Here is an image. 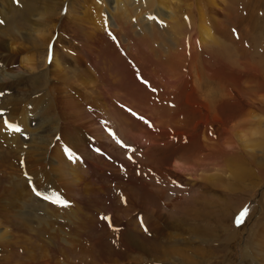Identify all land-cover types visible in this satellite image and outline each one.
<instances>
[{"label":"rangeland","instance_id":"1","mask_svg":"<svg viewBox=\"0 0 264 264\" xmlns=\"http://www.w3.org/2000/svg\"><path fill=\"white\" fill-rule=\"evenodd\" d=\"M180 1L183 2L182 5L170 2V7L176 11L183 27H179L177 22L172 23L168 15L174 12L163 9L161 0H156L154 5L149 0H130L128 6L130 14L127 15V19L124 7L128 4H124L121 0H114L106 9L101 5V0H95L100 9L90 8L89 11L93 22L100 28L106 39L104 44L108 57L106 64L104 61L100 62L97 68L103 78L110 79L112 74L118 82L112 88V93H117L115 97L101 98V87L84 91L78 86L75 87L76 84L67 77V74L51 68L54 52L56 51L57 55L59 50L84 60L75 40L76 36L72 35L73 33L67 28L71 21H66V15L62 16L63 24L65 22L67 24L64 26L65 30L59 29V23H55L56 17H54L52 24L58 26L53 30L54 35L50 34L52 26L42 32L47 38L50 35L51 37L49 45L41 48L32 45L28 39L35 27V19L28 11L35 9V13L42 14L47 0H29L28 3L25 0H19V2L12 0L14 6L11 3L8 5L7 0H4L5 4L0 0V7L1 5L13 6L3 15L0 12V21H2L0 46L4 44L12 46L11 48L15 46L17 49L15 47L14 49L17 51L12 50V55L15 52L13 57L17 61L14 60L16 64H9V67H14L16 71L25 70L23 76L20 75L19 78L16 76L15 79L12 78L13 81L0 84V192L8 195V189L5 191L4 186H7L10 181L9 184L14 181L21 182L28 192L25 206L22 210H18L19 216L16 217L18 220L13 225L16 244L4 249L0 247V259L10 264H190L188 258L196 260L199 257L198 251L203 250L205 261L194 262V264H226L229 256V264H246L250 260L248 257L251 256L257 259H251L255 261L251 264H264L256 251L257 241L264 236V171H259L256 165L264 164V104L258 102L260 95L264 94V71L262 74L259 73L260 65L257 61L251 64L243 58L237 66H230L211 56L210 47L203 49L200 32L194 29V15L188 13L185 7L187 0ZM256 2H259V5H256ZM109 8H112L114 17ZM151 8L155 9L153 14L149 12ZM191 10L194 11L196 8L193 6ZM61 11L66 13L63 9ZM237 14L240 15L238 19L234 18L230 21L227 16L225 18V15H220L222 22H220V30L223 25H227L228 36L236 41L243 39V47L247 52L250 51L251 54L256 52V56L264 53V41L261 39H264V32L260 34L259 31L255 35L258 48L249 40L251 33L246 32L252 26L255 17L264 22V0H240ZM210 16L211 14L207 12L205 19H208L207 27L212 30ZM241 17L246 19L239 25L237 20ZM120 19L123 20L125 27L128 22L132 32L127 27L120 31L115 26H118ZM147 22L153 24H147ZM148 25L153 27L149 28ZM18 30L21 34L16 33ZM168 32L178 44H183L188 35L192 34L202 46V49L188 60L186 67L174 69L176 71L173 76L167 71L173 50V43L170 41ZM59 36L61 39H58ZM141 38H148L153 51L154 61L150 62V65L151 69L157 72L154 75L156 85L150 82L149 74L144 72L135 59L139 49L143 48L137 42ZM50 52L52 57H49ZM33 56L36 62L35 70L26 64L28 58ZM113 56L117 59V63ZM4 59V54H0V71L5 68L4 66H8V62ZM143 62L146 63L147 60ZM192 62L197 65L204 77L193 69L191 71ZM100 64L107 66V70L100 71ZM47 66L56 70L51 77L47 78V80L52 78L50 84H44L46 76L44 69ZM119 66L124 69L123 72L119 70ZM151 69L148 70L150 73ZM118 74L122 76L121 80ZM129 76L134 80V84L129 80L131 79ZM123 77L124 80H122ZM174 79H176V85L172 82ZM204 81L206 87H203ZM259 83H263V86L256 87ZM135 84L140 85L142 89L139 92L140 100L136 101L140 108L134 109L125 100L130 94L129 91H135ZM247 85H254L251 89L252 100L240 93L243 91L241 88H249ZM49 87H58L64 92L67 91L66 93L72 95L79 102L78 104L86 108L92 119L90 120H94V125L85 123L87 120H84V116L80 114L76 115L78 123L74 122L75 119L73 120L79 138L89 154L83 155L81 152L83 146L76 145V148H73L65 143L60 135L53 139L54 143L49 147V152H45L43 149L46 145L45 140L52 139L50 122L47 121L45 128L38 126L35 128V125L31 123H28L29 128L21 125L20 121L23 117L30 116L31 121L38 119L37 116L39 117L42 109V106L38 104L39 98L49 99ZM95 89L96 91H93ZM256 93L259 95L258 98ZM53 94L54 97L61 98L57 92L53 91ZM12 97L19 101V105L11 102ZM56 102L61 111V113L58 112L59 119L62 111L65 114L63 116L70 119L71 113L69 114L67 107L61 104L68 101L64 98L63 101L60 100L61 103ZM106 102L115 109L105 111L104 103ZM62 106L67 112L61 110ZM44 109L55 110L53 99L45 104ZM212 110L220 111L217 113L220 115L218 119H214L218 116L212 114ZM149 111H161V114L167 112L168 117L173 120L168 123L165 116L153 115V117ZM249 112L254 113L252 117L263 120L260 135H250L249 130L254 128V123H245ZM13 122L23 127V133L17 131L14 135L12 134L13 140L10 141L5 138L7 135L2 133L16 132L8 126ZM60 123L67 128L70 127V123L66 121L61 120ZM255 127L260 129V126L255 125ZM235 131H241L255 141L256 147L249 151L250 156L239 155L237 144L230 138V134ZM151 135L156 136L154 141ZM62 143L67 146H63ZM39 146L42 148L38 149ZM56 148L59 149V161L64 159L67 164L71 163L70 165L80 174L82 183L76 191L81 197L77 196V200L66 190L68 188L64 182H60L61 180L59 181L52 171L54 164H51V154ZM65 148H68V151ZM40 149H43L45 153L41 159L34 156L35 151ZM232 150H235L237 157L241 155L244 157L241 166L248 163L246 165L255 172L253 183H258V186L251 190L246 189L247 193L241 191L244 184L235 179L222 178L223 181L219 186H213L208 181L189 177L174 166L176 161L193 166L195 164L193 153L206 156L205 161L198 162L206 164L208 161L206 169H211L210 164L214 158L219 163L229 160L234 162L232 165H237ZM191 151L193 153L189 155ZM30 159L33 162H29ZM246 186L250 185L246 184ZM35 188L42 195L37 196ZM11 189L13 191V188ZM14 190L15 194L16 189ZM45 197L54 200L59 197L67 203L66 205L53 203ZM151 208L164 214L169 222L165 224L163 219L151 213ZM245 208L248 209V214L242 223L237 224L236 220ZM226 216L228 219H225ZM86 221L90 223L91 228L85 226ZM1 227L0 230L3 231L4 227ZM191 228H198L202 233L206 229L204 232L206 236H198L197 231L194 235L191 233L185 235V232ZM30 229L35 232L34 236H31ZM98 240L102 246L99 245L100 249L97 246ZM137 241L145 244L148 249L146 255L134 246V242ZM68 243L77 244L74 253L69 251ZM164 246L170 249L169 255L162 251ZM15 252L19 257L10 261L9 258ZM45 252L49 255L42 254ZM114 252L118 253L116 259L112 256ZM162 259L167 261L162 262Z\"/></svg>","mask_w":264,"mask_h":264},{"label":"bare ground","instance_id":"2","mask_svg":"<svg viewBox=\"0 0 264 264\" xmlns=\"http://www.w3.org/2000/svg\"><path fill=\"white\" fill-rule=\"evenodd\" d=\"M20 1H22V0H20ZM25 1H27V3L29 2V0H25ZM121 1L124 4H128V5H126L124 7V12L126 13L125 14V18L127 19V15L130 14V13H128L129 12L128 6H129V3H130V0H121ZM149 1L153 5L156 2V0H149ZM1 2L3 4H5L4 3V0H1ZM1 2H0V4H1ZM113 2H114V0H101V5L104 6L107 9L109 7L108 4L111 5V3H113ZM170 2H174L176 5H180V4L182 5L183 2H181L180 0H161V6H162L163 9H165V10H167L169 12H174L172 15L171 14L168 15V17L170 19H172V23L173 22H177V23H179V27H183V23L180 22L178 15L175 13L176 11L173 9V7H170ZM7 3H8V5L10 3L13 4L12 0H7ZM239 4H240V0H187L186 3H185V7L187 8V12L188 13H191V14L194 15V17H193L194 29L196 28L200 32V35H201V38H202V46H203V49H205L207 46L210 47L209 48V51L211 53V56H213L217 61H224L227 65H230V66H237V64L239 63L240 59H243V58H246V60L249 63H251V64H252V62L257 61L258 62V65H260V67H262V69H260V67H259V73L262 74V72L264 71V53L259 54L258 56H256L255 55L256 52H254L253 54H251L250 51L247 52L246 49H244V47H243V41L244 40L241 39V36H240V39H241L240 41H236L232 37L228 36V33L229 32H228V26L227 25H223L222 28H221V30H220V22H221L220 15H222V16L225 15V18L227 16L229 21L230 20H233L234 18L238 19V17L240 16V15L237 14ZM252 4H250L251 7H252ZM256 5H259V2H256ZM13 6H14V4H13ZM13 6L10 5V7H6L5 5H3V6L1 5V7H0L1 14L2 15L5 14ZM193 6L196 8V10H194V11L191 10V8ZM90 8L100 9V7L96 5L95 0H47L46 6L44 8V12L42 14L35 13L36 12L35 9H32L31 11H28V12H30L32 14V17L35 19V27L32 29V31H31L32 33L28 36V39H29V41L32 42V45L34 44L35 46H39L41 48H43V47L46 48V46L49 45L48 43L50 41L51 35L52 36L54 35L53 30H55V28L57 26V25H53L54 23L52 24L53 18L56 17L55 18V23H59L58 24L59 25V29L63 30L66 22H65V24H63L62 16L63 15H66V18H67L66 21H68V22L71 21L69 25L66 24L67 25V28L70 29V31L73 33V34L71 33L72 35H75L76 36L75 40H76V42L79 45L80 52H81V55L84 57V60L82 61V60L78 59L77 57L71 56L67 52H62L61 50H59L57 55H56V51L54 52V59H53V64H52L51 68L53 67V69H56V70H58V71H60V72H62L64 74H67V77H69V79H71L74 82V84H76V86L74 85L75 87L78 86V88L80 87L84 91L101 87L102 88V91L100 92V97L101 98H103V96H107V97L112 96V97H115L117 95V93H115V94L112 93V88H114L113 86H115L118 83V82H116L117 81V78L115 80L113 78V75L112 74H111L110 79L103 78V75L100 74V72H99V70L97 68L98 67V64L100 62H103L104 61V64H106V62H107L106 60H108L107 59L108 57H107V54L105 53V44H104V42H105L104 39L105 38L103 37L102 31L100 30V28L97 27L96 24L93 22L92 15H91V13L89 11ZM209 8L212 9V10H210ZM62 9L65 10V12H66L65 14L62 13V11H61ZM109 9H110V13L114 17L113 13L111 12L112 11V8H109ZM25 10H27V9H25ZM149 12L151 14H153V12H155V9H152L151 8L149 10ZM207 12H208V14H211L210 17H212V20H211L212 26H213L212 30H211V28H208L207 25H206V24H208V19H205V16H206ZM245 19H242V17H241V19L239 18V20H237V23L240 25V23L243 22V21H245ZM257 19H259V18L255 17L254 22L252 23V26H250V28L248 27L249 29L246 30V32L249 31V33H251L250 36H249V40H251L254 43V45L258 48L259 45H257V40H256L257 39V36H255V35H257V32H259V31H260V34H262L264 32V22H263V20H260L259 21ZM147 24H153V23L152 22H150V23L147 22ZM115 26L120 31H123L127 27V29L130 32H132V30L129 28L128 22L126 23V27H125L123 25V20L122 19L119 20L118 26L117 25H115ZM148 26H149V28H152L153 27V26H150V25H148ZM49 27H51L50 28V34L51 35L47 38V36L44 33H42V32H44L45 29H47ZM61 30H59V31H61ZM16 33H20L21 34V31L18 30V31H16ZM6 36H8V35H6ZM170 37H171V40L170 41H172V43H173V50L172 51L170 50L171 53H172L171 54L172 56L169 58L170 59L169 60L170 63H168V65H167L168 66V70L167 71H168V74H171L173 76V73L176 71L174 69L175 68H178V67H182V66L183 67L184 66L186 67V65H188V60H190L194 55H196V53L199 50L202 49V46L200 45V43L195 39V37L192 34H189L188 35L187 39L184 41L183 44H178V43L174 42V40L172 39V34H170ZM58 39H61V36H59ZM261 39H262V41H264L263 38H261ZM154 41H155V39H154ZM137 42L143 48H140L139 49V52H137V54L135 56V59L137 60L138 64L141 65V67L144 70V72H146L147 74H149V80H150V82H152V83H154L156 85V79L154 78V75L157 74V72L151 69V65L150 64L153 63L154 56H153V51H152V49L150 47V44L148 42V38H146V39H144V38L138 39ZM185 46H186V49H185ZM11 47L10 46H7L6 44H4L3 46H0V54H4V56H5L4 61H7L8 62V66H4L5 68L0 71V84H4L5 82H9V81L12 80V78H14L16 76L17 77L20 76V75L23 76L24 75V72H25V70L16 71V69H13L14 67H12V68L9 67V64L10 65L16 64V62L14 63V60L17 61V59L13 57L15 55L14 54L15 52L12 55V52L13 51H17V50L14 49L15 46L13 48H11ZM55 47H54V49H55ZM205 51L207 52L208 51V48ZM154 52H155V49H154ZM166 52L168 53V51H166ZM17 53L19 54V51ZM19 55H17V56L19 57ZM165 55H167V54L165 53ZM208 55H210V54H208ZM145 59L147 60V62L146 63H144V62L142 63V61H144ZM114 60L117 63V59L115 57H114ZM166 60H168V59H166ZM26 64L28 66H30L32 70H35L36 67H34V65L36 64V62H35L34 56L32 58H30V59L28 58V61H27ZM169 64H171V65H169ZM191 66H192L191 67V71L193 69V70L197 71V73L200 74V76L204 77V75L201 74V70L197 67V65L194 62H192ZM49 67L47 66L44 69V72L46 74L45 79H44V84H46V83H49L50 84V81H51L50 79H52V78H50L49 80H47V78L48 77H51V75L56 71V70H53V69H51ZM104 69L107 70V66L100 64V71L103 72ZM149 69H151V73L148 71ZM119 70L122 71V72L124 71V69L121 68L120 66H119ZM120 74L122 75V73H120ZM120 74H118V76H120V80H121V77L123 75L121 76ZM174 75H175V73H174ZM190 76H191V74H190ZM122 80H124V77H123ZM129 80H131V82L134 84V80L132 78L129 79ZM100 81H102V83H100ZM168 81H170V80H168ZM172 82H174L175 85H176V79H174V81H172ZM202 83H203V87H206L207 86V85H205V81L202 82ZM248 84H252V83L251 82H248ZM208 85H211V83H208ZM247 86L249 88L248 89L241 88L243 91H241L240 93H242V95L244 94L248 99L252 100V98H251L252 97L251 96L252 90L251 89H253L254 85H251V86L247 85ZM259 86H263V83L257 84L256 87H259ZM141 89H142V87L140 85L135 84V91L134 92L133 91H129L130 94H128L127 100L124 99L125 102L128 103V104H130V106L132 108H134V109L135 108H140V106L138 105V103H136V101H139L140 100V93L139 92H140ZM53 91L57 92V94H60L61 98L54 97ZM93 91H96V89L93 90ZM48 92H49L48 93L49 94V99L48 100H47V98H46V100H42V99L39 98V103L38 104L42 106V109L40 108L41 110H40L39 117L37 116L38 119L37 120H34V121H31V119H29L30 116L23 117L22 120L20 121L21 125L23 127H25V128H29V124L28 123H31V124H34L35 125V128H36V126H38L40 128H45L47 126V121L50 122L49 127L52 130V139H51V141L45 140L46 145L43 146V149H44L45 152H49V147L54 143L53 142V139L57 135L58 136L60 135V138L63 139V141H65V143L73 146V148H76V145L77 146H83L82 149H81L82 150L81 152H82L83 155L85 153L89 154L88 151H87V148L83 144V141L80 140L79 135H78V133L76 131V127H75L76 124L75 123H78L79 122V121L77 122V120H76L77 119L76 115H79L80 114L81 116H84L83 119L84 120H87L86 122L84 121L85 123H93V125H94V122H93L94 120L91 121L92 119L90 118V114L87 113L88 111L86 110V108H83L80 104H78L79 102L76 99H74L72 97V95L71 96L68 95V93H66L67 91L64 92V90L59 89L58 87H49V91ZM120 92H122V91H120ZM137 93H139V95ZM98 94L99 93H97V95ZM142 95H143V93H142ZM256 96L258 98L259 95H257V93H256ZM64 98L68 101V103H64V102L61 103L60 102V100L63 101ZM29 99H30V97H29ZM51 99H53V101H54L55 110L54 111L45 110L44 109L45 104L47 102H49ZM58 99H60V100H58ZM207 99H209V98H207ZM56 101H58L61 104L65 105L67 107V109L69 110L68 111L69 114L71 113V115H69L70 116V119L67 116L66 117L63 116V115H65V114H63V111H62V116L60 114V119L62 121H66V122L70 123V127L69 128H67L66 125L60 123L61 120L59 119L58 112L61 113V111H59L60 107L58 108V106H57L58 104H57ZM102 101H103V99H102ZM11 102L12 103H15V104L18 103L17 105H19V101H16V98H14V97H12V101ZM258 102L264 104V94H261L260 95V98H259ZM21 103H23V102H21ZM26 103H27V101H26ZM106 103H104L105 104V109H104L105 111L110 110L111 108L112 109H115L113 106H110V104H108V103H107L108 104L107 105ZM31 105H33V104H31ZM61 110H65V107L62 106L61 107ZM22 112H24V111H22ZM22 112H20V114ZM149 112L151 113V116H153V115L154 116H157V117H158V115H160L159 117L165 116L164 118H165L166 122H168V123H170L171 120H173V119H170L168 117L167 112L165 114H161V111H156V112L149 111ZM218 112H220V111H213L212 110V114H216L218 116L217 118H214V119H218L219 118L220 115L217 114ZM124 114H125V112H124ZM253 115H254V113L249 112V114L247 115L248 119L245 121V123H247V122H253L254 123V128H251L249 131H250V135L257 136V135H260L261 134V127L263 126L262 125L263 124V120L258 119V118H255V117H252ZM12 116L14 117V115H12ZM34 117H35V115H34ZM74 119H75V121H74L75 123L73 124V120ZM80 121H83V120L80 119ZM84 122H82V123L84 124ZM130 122H131V120H130ZM255 125H257L258 127L260 126V129L257 128V127H255ZM250 126H252V125H250ZM15 133H17V131L16 132H9V131H7V132H3L2 134L7 135V137H5V138L7 140H10L11 141V140H13L12 137H13V135ZM37 135H40V134H37ZM249 137L247 135L243 134V132H241V131H235V132H233V133L230 134L231 140H234L235 143L237 144L238 151H239V155L242 154L243 156L245 155L246 157L247 156H250L249 155V151L255 149L256 143H255V141L253 139H251V137L250 138ZM151 138L154 141L156 139V136L151 135ZM78 140H79V142H78ZM147 142H149V141H147ZM143 144H145V143H143ZM147 145H148V143H147ZM39 148H42V146H39L38 149ZM43 149L42 150L40 149L41 151L40 150L39 151L38 150L35 151L36 152L35 153L36 155L33 154V152H34V150H33V151H31L32 152L31 155L32 156L34 155L37 158L40 157L39 159H41V158H43L45 156V153H44ZM75 150H77V149H75ZM79 150H80V148H79ZM190 153H193V151L189 152V155H190ZM232 153H233V156L235 158V162L237 163V165H232L234 162L232 161L233 162L232 163L229 160H227L228 162L226 161V162H220L219 163L218 161H216V158H214L213 159L214 161L210 164V165H212L211 166V169L208 168L209 169L208 170V169H206V167H208L207 164H209L208 161L206 162V164L205 163H198V162L205 161L204 159H205L206 156H202V155H200L198 153H193V159H194V162H195V164L193 166H187L186 163H183L181 161H176L174 166H175L176 169H180V172H184L189 177H192L194 179L208 181L213 186H219L220 182L223 181L222 178L235 179L237 182L244 184L243 189H241L240 187H239V189H241L242 192L247 193V190H251V189L256 188L258 186V183H253V179L255 177V172H254V170H252L249 167V165H246L248 163H245L243 166H241V164L243 163V159H244L245 156L243 157L241 155V156L237 157L236 154H235V150H232ZM28 154H30V153H28ZM90 154H92V153L90 152ZM32 156H31V158H32ZM187 160H189V159L187 158ZM29 162H33V161L30 159ZM192 162H193V160H192ZM51 164L52 165L54 164V167L52 166L53 167L52 171H53L55 177L57 179H59V181L61 180L60 182H64V185L68 188L66 190L70 194H72V197L75 198V199L77 198V196L81 197V195L78 194L77 191H76V190H79V187H80V185L82 183L80 174H79L78 170L75 169V167H72L71 166L72 165L71 163H70L71 165L70 164H67V162H65L64 159H61L59 161V149H57V148L54 151H52V154H51ZM32 165H34V164L32 163ZM256 165H257L259 171H264V164H259L258 163ZM10 178H12V177H10ZM8 184H7V186H4L5 191H6V189H8V192H7L8 195L5 194V193H1L0 192V227L1 226L4 227L2 229L3 231L0 230V247L3 248V249H4V247L5 248H8V247H12V245H15L16 244V239H15L14 233H13V230H14L13 225H14V223H17L16 221L18 219L16 220V217L19 216L18 215V210H22V208L25 206V203L24 202H25V200L28 197V192L25 189L26 187L21 182H15L14 181L13 183H11L9 185ZM20 184H22V186H21V188L19 190ZM246 184H249L250 186H246ZM235 187H237V186H235ZM11 188H13V191H15L14 189H16L15 194L12 191ZM145 206H147V205H145ZM13 209H17V210L16 211H12ZM146 209H147V207H146ZM151 209H152L151 210V213H153L154 215H156V216L160 217L161 219H163V222L165 224L167 222H169L168 221V218H166V216L164 214L157 212L156 209L155 210L153 208H151ZM151 218H155L156 219V217H151ZM225 219H228V216H226ZM42 220L43 219H41V221ZM41 221H39V222H41ZM229 222H231V221H229ZM85 226L86 227L89 226L91 228V225H90V223H88V221H86ZM149 230L150 229H148V231ZM86 231H87V228H86ZM196 231L199 233L198 236H201V237L202 236H206V233H204L206 231V229L202 233V231H200L198 228H195V229H192L191 228V229H189L188 231L185 232L186 233L185 235H187L189 233H191V234L194 235V233ZM34 233L35 232L30 229L31 236H34ZM181 233H183V232H181ZM231 235H232V233H231ZM232 236H231V238H232ZM263 244H264V236H263V239H259L257 241V243H256V249H257L256 251H257V254L262 259V261L264 262V245ZM67 245L69 246V251H72L74 253V250L76 249L77 244H70V243H68ZM99 245H100V247H102L101 244H100V242H99V240H98L97 246L99 247ZM134 246L137 247L140 251L144 252L145 255L148 252V249L146 248L145 244H143V243L141 244L140 242L137 241V242H134ZM100 247H99V249H100ZM164 247L165 248H163L162 251H164L167 255H169L170 252H171L170 249L168 247H166V246H164ZM109 250H111V249L109 248ZM131 253H133V252H131ZM230 253H231V251H230ZM37 254H38V252H37ZM42 254H44V255H47L48 254L49 255L48 252L47 253L45 252V253H42ZM117 255H118V253H115V252L112 254V256L114 258ZM198 256L199 257H197L196 260L193 259V258H188V261H190V264H194V262H203V261H205V253H204L203 250H199L198 251ZM15 257H19L16 252L12 255V257L9 258V260L10 261H13L15 259ZM139 257H141V256H139ZM150 257H151V255H150ZM155 257H153V259ZM125 258H126V256H125ZM248 258L250 260H248V262H246V264H251L252 262H255V261H253L251 259L257 260L253 256L248 257ZM39 259H41V258H39ZM229 259H230V256L228 257V259L226 261V264H229ZM104 260H106V259H104ZM125 260H127V259H125ZM163 260L164 259H162L161 261L163 262ZM26 261H28V260H26ZM34 261H35V259H34ZM157 261H159V260H157ZM16 262H18V261H16ZM21 262H23V261H21ZM45 262L47 263V261H45ZM48 262H50V261H48ZM58 263H60V261ZM0 264H10V262L9 263H6L5 260L0 259ZM67 264H70V263H67Z\"/></svg>","mask_w":264,"mask_h":264},{"label":"snow or ice","instance_id":"3","mask_svg":"<svg viewBox=\"0 0 264 264\" xmlns=\"http://www.w3.org/2000/svg\"><path fill=\"white\" fill-rule=\"evenodd\" d=\"M17 2H19V0H17ZM0 23H2V21H0ZM141 119H143L142 117H141ZM7 123V122H6ZM10 128H13L15 131H20V129L18 128V127H16L15 125H8ZM35 190V189H34ZM36 195L37 196H40V195H42L39 191H36ZM48 197H45V199H47ZM53 202H55V203H60V204H65L66 205V201H62V200H60L59 199V197H57L56 198V200H54ZM247 214H248V209L247 208H245L241 213H240V215H239V217L237 218V220H236V223L237 224H240V223H242L243 222V220L245 219V217L247 216Z\"/></svg>","mask_w":264,"mask_h":264}]
</instances>
